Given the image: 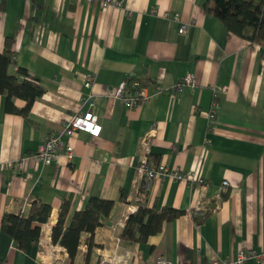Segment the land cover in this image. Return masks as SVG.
<instances>
[{
	"label": "crops",
	"instance_id": "crops-1",
	"mask_svg": "<svg viewBox=\"0 0 264 264\" xmlns=\"http://www.w3.org/2000/svg\"><path fill=\"white\" fill-rule=\"evenodd\" d=\"M119 1L120 7L86 0H0V52L5 38L12 37L10 71L25 69L43 88L27 116L6 112V96L0 94V264H70L59 244L58 260L39 257L37 238L19 249L1 222L4 213L27 216L32 203H46L51 210L40 234H51L69 196L67 223L90 196L114 203L95 229L88 258L84 233L73 264H98L113 255V264H155L158 257L174 264H207L234 258L246 248L264 253L261 45L229 31L204 7L206 0ZM183 24L186 30L180 33ZM187 73L196 78V87L172 94L170 88ZM88 76L92 81L86 87ZM127 77L142 79L147 96L131 108L114 96ZM223 86L209 131L212 88ZM12 101L18 108L24 105L19 98ZM89 110L98 116V137L82 131L63 135L73 150L70 158L61 149L49 165L36 160L45 137L62 133L66 117ZM146 133L151 135V167L164 163L204 183L153 178L137 203L140 139ZM17 159L23 170L5 167ZM224 180L226 191L221 190ZM141 206L185 213L164 222L145 242L124 241L120 222L129 207L135 213ZM205 208L210 213L195 222L193 211Z\"/></svg>",
	"mask_w": 264,
	"mask_h": 264
},
{
	"label": "trees",
	"instance_id": "trees-1",
	"mask_svg": "<svg viewBox=\"0 0 264 264\" xmlns=\"http://www.w3.org/2000/svg\"><path fill=\"white\" fill-rule=\"evenodd\" d=\"M204 7L221 20L232 33L260 44L264 55V0H206ZM13 42L12 37L5 38L0 52V94L6 96V112L27 116L34 100L43 94V88L39 80L29 75L25 69L17 67L14 73L10 71V67L15 65ZM131 81H139L140 89L145 88L142 79L131 77ZM134 91L136 90L130 88L127 90ZM13 98L24 100V105L21 108L16 107ZM70 197L65 198L60 206L57 221L51 229V241L66 250L70 264H73L79 252L80 238L84 233L88 234L85 238L88 258L95 246L93 242L95 229L105 223L104 219L110 215L114 203L99 196H90L85 207L75 211L67 223ZM209 206L210 209L214 208V202H210ZM50 208L46 203H32L27 216L3 214L1 222L4 230L19 249H25L29 242L38 237L41 224L48 220ZM210 209L193 211L195 222L200 223L210 213ZM184 213V210L171 207L156 209L141 206L125 221L120 237L124 241L145 242L149 236L161 231L164 222L173 221Z\"/></svg>",
	"mask_w": 264,
	"mask_h": 264
},
{
	"label": "built area",
	"instance_id": "built-area-1",
	"mask_svg": "<svg viewBox=\"0 0 264 264\" xmlns=\"http://www.w3.org/2000/svg\"><path fill=\"white\" fill-rule=\"evenodd\" d=\"M87 2L99 3L104 6H112V7H120L121 2L119 0H86ZM164 18H168V13H162ZM175 19H178V15H174ZM186 30V25H181L179 28V32L183 33ZM264 59V57H263ZM92 77L88 76L84 85L86 87L91 85ZM197 81L196 78L187 73L180 80L175 83L171 88L170 92L176 93L181 91L184 87H189L190 89H194L196 87ZM134 89V92H127L128 89ZM157 88V87H156ZM226 87H213L212 88V98L209 106V110L207 112V123L208 130L212 131L217 120V109H218V98L224 93ZM172 93V94H173ZM114 96L118 99L124 101L126 108H131L138 106L142 102H145L147 96L145 93V88L140 89L139 81H131V77H127L125 81H122L117 87ZM63 130L62 133L58 134H50L45 137L43 143L40 145L37 153H35V158L37 161L42 162L44 165L51 164L54 160L57 159L59 150L63 149L68 158L72 156L73 150L69 145H65L62 136H70L74 132L82 131L89 134L91 137H98L101 132V125L98 122V116L94 114L92 111H86L84 113H74L66 117L62 124ZM155 129V127H153ZM150 134L146 133L140 139V147L142 149V154L139 159V163L137 165V171L140 176L139 182V190L136 196L137 203L142 202L144 191L150 185V181L155 179H163L166 177L172 178L175 181L183 182L187 185H193L195 183L203 184L204 180L202 178L196 177L191 172H183L180 169H168L164 163L158 164L156 167H151L149 165V155L151 151L150 145ZM23 161L18 160L13 165L7 163L5 165L6 168L13 167L14 170L21 171L23 170ZM228 185V181L224 180L221 185V190L226 191ZM135 209L133 207H129L124 220L120 222V226H125V221L129 218L131 214H133ZM40 243L42 250L38 253L39 257H44L48 255L49 251L52 252L53 256L57 255L58 250L55 247L60 249V246L53 245L50 241V233L44 232V234H40ZM55 259H60V257L55 256ZM116 256L105 257L103 258L101 264H113L115 262ZM248 260H254L256 262L264 261V253L257 252L254 249H241L237 252V255L234 258H214L211 259L207 264H245ZM41 264H47L43 261ZM155 264H174L172 261H169L163 257H158Z\"/></svg>",
	"mask_w": 264,
	"mask_h": 264
},
{
	"label": "rangeland",
	"instance_id": "rangeland-1",
	"mask_svg": "<svg viewBox=\"0 0 264 264\" xmlns=\"http://www.w3.org/2000/svg\"><path fill=\"white\" fill-rule=\"evenodd\" d=\"M18 160H19V159L15 160V161H12V162H9V164L13 165V164L16 163ZM47 165H49V164H47ZM8 169H12L14 172H16V171L14 170L13 167H10V168H8ZM40 237H41V235H40V233H39V235H38V237H37V241H38V245H39V251L42 250L41 243H40ZM51 242H52V241H51ZM52 244H53V243H52ZM43 258H46V256H44ZM102 260H103V259L101 258V259L99 260L98 264H101Z\"/></svg>",
	"mask_w": 264,
	"mask_h": 264
},
{
	"label": "bare ground",
	"instance_id": "bare-ground-1",
	"mask_svg": "<svg viewBox=\"0 0 264 264\" xmlns=\"http://www.w3.org/2000/svg\"><path fill=\"white\" fill-rule=\"evenodd\" d=\"M50 238H51V234H50ZM47 257H53V254H52V252H51V251H49V253H48Z\"/></svg>",
	"mask_w": 264,
	"mask_h": 264
}]
</instances>
